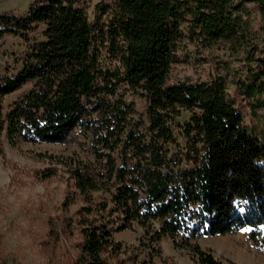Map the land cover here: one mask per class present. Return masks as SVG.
Listing matches in <instances>:
<instances>
[{
    "label": "trees",
    "instance_id": "obj_1",
    "mask_svg": "<svg viewBox=\"0 0 264 264\" xmlns=\"http://www.w3.org/2000/svg\"><path fill=\"white\" fill-rule=\"evenodd\" d=\"M246 3L264 17V0H107L92 17L83 0H33L22 16L0 14V39L29 48L20 69L0 77V142L63 144L78 134L93 159L65 165L62 207L84 202L75 222L62 220L79 235L67 264H111L123 252L113 235L134 226L143 231L136 264H154L164 238L197 264H223L196 244L203 237L248 228L264 248V134L243 125L222 81L167 84L178 44L224 43L246 52L252 80L243 94L264 108V57L248 42ZM38 25L39 42L29 38ZM27 85L5 111V98ZM121 88L146 100L145 117ZM183 112L190 118L179 125ZM95 193L108 199L95 205Z\"/></svg>",
    "mask_w": 264,
    "mask_h": 264
},
{
    "label": "rangeland",
    "instance_id": "obj_2",
    "mask_svg": "<svg viewBox=\"0 0 264 264\" xmlns=\"http://www.w3.org/2000/svg\"><path fill=\"white\" fill-rule=\"evenodd\" d=\"M92 17L96 5L107 0H83ZM33 0H0V14L22 16ZM244 19L250 28L248 42L257 41L256 59L264 57V17L257 7L245 4ZM97 12V11H96ZM45 27L38 25L29 38L43 40ZM32 42V41H31ZM28 44L19 37L6 36L0 39V77L16 73L22 65ZM246 52H234L221 43L209 47L200 42L185 40L178 44L176 62L172 65L167 84L182 82L222 81L230 101L243 117V125L256 137L264 134V108L254 107L251 99L243 94L244 86L251 83ZM264 81V78H261ZM31 85L7 96L4 110L31 89ZM124 100L133 103L135 110L146 115L147 102L133 92L121 88ZM264 99V95L260 96ZM190 114L183 112L177 124L188 122ZM180 150L187 146L182 129H174ZM85 140L73 134L63 144H31L18 140L11 145L3 136L0 142V250L5 257L0 264H67L69 255L74 254L73 245L79 235L76 226L71 234L66 233L62 220L75 222L83 201L63 208V200L71 191L67 186L65 165L73 159L92 163ZM264 162V161H263ZM55 175L43 178V172ZM108 199L106 194H93L95 205ZM249 229L224 236L203 237L196 241L202 251L209 252L223 264H264V248L249 238ZM55 232V234H53ZM57 232V233H56ZM143 236L141 228L134 226L124 232L115 233L114 240L122 244V253L111 260V264H136L135 253L144 251L139 246ZM54 238V239H52ZM158 248L160 256L153 258L154 264H197V258L187 247H175L168 238L162 239ZM68 252V253H67ZM145 252L142 254L144 256ZM71 255V256H72Z\"/></svg>",
    "mask_w": 264,
    "mask_h": 264
}]
</instances>
